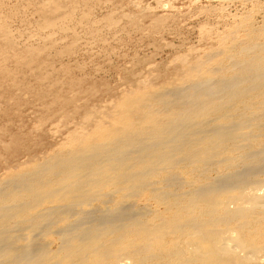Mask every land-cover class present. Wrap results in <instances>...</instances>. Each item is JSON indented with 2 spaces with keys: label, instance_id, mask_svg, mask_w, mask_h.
<instances>
[{
  "label": "bare ground",
  "instance_id": "1",
  "mask_svg": "<svg viewBox=\"0 0 264 264\" xmlns=\"http://www.w3.org/2000/svg\"><path fill=\"white\" fill-rule=\"evenodd\" d=\"M40 12L69 15L54 0ZM262 20L186 86L124 99L70 148L7 165L0 264H264Z\"/></svg>",
  "mask_w": 264,
  "mask_h": 264
},
{
  "label": "rangeland",
  "instance_id": "2",
  "mask_svg": "<svg viewBox=\"0 0 264 264\" xmlns=\"http://www.w3.org/2000/svg\"><path fill=\"white\" fill-rule=\"evenodd\" d=\"M54 2L69 15L0 0V179L7 165L70 148L124 99L186 86L194 66L235 53L264 17V0Z\"/></svg>",
  "mask_w": 264,
  "mask_h": 264
}]
</instances>
